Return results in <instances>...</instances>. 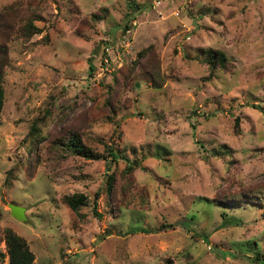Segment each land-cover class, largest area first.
<instances>
[{"label": "rangeland", "instance_id": "obj_1", "mask_svg": "<svg viewBox=\"0 0 264 264\" xmlns=\"http://www.w3.org/2000/svg\"><path fill=\"white\" fill-rule=\"evenodd\" d=\"M153 1L0 0V264L4 228L31 264H264V0ZM69 131L97 157L51 145Z\"/></svg>", "mask_w": 264, "mask_h": 264}, {"label": "trees", "instance_id": "obj_2", "mask_svg": "<svg viewBox=\"0 0 264 264\" xmlns=\"http://www.w3.org/2000/svg\"><path fill=\"white\" fill-rule=\"evenodd\" d=\"M97 18V17H95ZM125 29L127 27L125 26ZM22 34L25 36H29L32 33L38 32V29L36 27H33V25L30 23V21H26V23L22 27ZM147 49H143L139 51L138 56L144 55ZM205 63L210 67V69L214 68L216 65L220 67H225L224 63L226 61V57L223 54V52L219 50H207V53L205 55ZM5 65V51L3 47H0V110L2 108L3 103V91L1 88V80L3 76V67ZM87 67L88 72L93 71V67L91 65V59H87ZM120 69L117 70V72ZM114 75V74H113ZM112 75V76H113ZM155 74L152 73V77L154 79ZM113 81H116V77H112ZM156 84V83H155ZM157 86V84H156ZM41 121V120H40ZM39 132L37 120L32 121V123L29 125V129L27 132L28 137H35L37 133ZM39 140V139H38ZM36 141L34 142V145L32 144V148L36 145ZM52 146L60 145L62 147L67 148L73 153L79 154L86 158H95L97 155L94 154V152L86 146L80 139L79 135L74 131L67 132V135H60L54 140L50 141ZM219 151V150H218ZM106 152L108 154V161L109 160H115L117 155L110 149V147H106ZM216 152V151H215ZM215 154V153H214ZM133 165L126 164L125 170L128 171V173L133 169ZM106 190L109 191L113 182V177L111 175L107 176L106 179ZM61 201L73 212H76L79 206L85 205L87 202V198L82 193H74L70 195H63L61 197ZM94 204V203H93ZM2 241L4 244V253L6 256V264H31L33 260V254L29 250L25 240L14 233L9 228H4L2 231ZM255 259V257H254ZM258 260V259H255Z\"/></svg>", "mask_w": 264, "mask_h": 264}, {"label": "built area", "instance_id": "obj_3", "mask_svg": "<svg viewBox=\"0 0 264 264\" xmlns=\"http://www.w3.org/2000/svg\"><path fill=\"white\" fill-rule=\"evenodd\" d=\"M160 0H154L153 4L158 5ZM174 16L178 15L177 10L173 11ZM131 52V43L129 39V32L125 31L113 45L108 42H104L101 46L100 56L95 63L93 69L97 75H109L122 65L123 60L127 59V56Z\"/></svg>", "mask_w": 264, "mask_h": 264}, {"label": "water", "instance_id": "obj_4", "mask_svg": "<svg viewBox=\"0 0 264 264\" xmlns=\"http://www.w3.org/2000/svg\"><path fill=\"white\" fill-rule=\"evenodd\" d=\"M9 212L10 215L16 219V220H23L24 219V214H23V208L19 207L14 204H8Z\"/></svg>", "mask_w": 264, "mask_h": 264}]
</instances>
